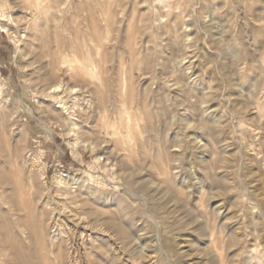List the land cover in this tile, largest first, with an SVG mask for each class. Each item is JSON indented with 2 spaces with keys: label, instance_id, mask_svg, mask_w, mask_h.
Wrapping results in <instances>:
<instances>
[{
  "label": "rangeland",
  "instance_id": "374dc122",
  "mask_svg": "<svg viewBox=\"0 0 264 264\" xmlns=\"http://www.w3.org/2000/svg\"><path fill=\"white\" fill-rule=\"evenodd\" d=\"M0 110V264H264V0H0Z\"/></svg>",
  "mask_w": 264,
  "mask_h": 264
},
{
  "label": "bare ground",
  "instance_id": "6f19581e",
  "mask_svg": "<svg viewBox=\"0 0 264 264\" xmlns=\"http://www.w3.org/2000/svg\"><path fill=\"white\" fill-rule=\"evenodd\" d=\"M26 2H28L29 4H31V5H34V6H38V0H26ZM89 3V2H88ZM103 8V7H102ZM34 9V8H33ZM100 9H101V7H100ZM106 9V8H105ZM100 11H102V10H100ZM92 12V11H91ZM107 14V13H106ZM99 15V14H98ZM104 15V14H103ZM95 16V15H94ZM101 16V15H100ZM105 17V16H104ZM104 17H103V19H104ZM93 20V19H92ZM100 21V20H99ZM114 21V20H113ZM104 22V21H103ZM108 23V22H107ZM103 26V25H102ZM93 27V26H92ZM110 28V27H109ZM130 28V27H129ZM107 30H108V28H107ZM108 32V31H107ZM100 33H102V32H100ZM105 34V33H104ZM99 35H101V34H99ZM111 35V34H110ZM136 35V34H135ZM103 36V35H102ZM104 37H106L105 35H104ZM133 37V36H132ZM130 38V37H129ZM135 38V37H134ZM101 39H103V38H101ZM136 40V39H135ZM108 41V40H107ZM134 41V40H133ZM57 43V42H56ZM85 44V43H84ZM101 44H103V43H101ZM84 46V45H83ZM134 46V45H133ZM50 47V46H49ZM94 47V46H93ZM129 47V46H128ZM131 48V47H130ZM98 49V48H97ZM97 51V50H96ZM98 52H96V54H97ZM132 53V52H131ZM86 55H87V52L85 53ZM96 54H95V56H96ZM123 55V54H122ZM46 56V55H45ZM72 56H74V55H72ZM88 56H90L88 59H90L91 58V54H90V51L88 52ZM94 57V56H93ZM92 57V58H93ZM120 57V56H119ZM63 58V57H62ZM74 58H76V57H74ZM104 58H105V56H104ZM135 58H136V56H135ZM83 60H86L85 58L83 59ZM82 60V61H83ZM126 60V59H125ZM61 61H62V59H61ZM72 61V60H71ZM70 61V62H71ZM75 61V60H74ZM94 60L92 59H90V60H88L87 61V63L88 64H83L84 62H81V63H76V65L75 64H73L74 66H72V67H77L76 68V71H77V73H78V75H80V76H82V77H93L94 76V70H95V65L97 66V64H95V62H93ZM122 61V60H121ZM127 61V60H126ZM76 62V61H75ZM74 62V63H75ZM80 62V61H79ZM103 62V61H102ZM139 62H141V61H139ZM144 62V61H143ZM63 64H69V58H65L64 57V59H63V62H62ZM95 65H94V64ZM124 63V62H123ZM127 63V62H126ZM62 64V65H63ZM66 66V65H65ZM67 66H70V68H71V64L70 65H67ZM64 67V66H63ZM72 69V68H71ZM97 69V68H96ZM125 70V69H124ZM96 71V70H95ZM124 72H122V74H123ZM124 75V74H123ZM95 78V77H94ZM103 79V78H102ZM111 81V80H110ZM124 82V81H123ZM133 88V87H132ZM61 89V85H59V84H57V85H55L54 87H53V92H57L58 90H60ZM130 89H131V87H130ZM119 90H121V89H119ZM133 90V89H132ZM124 91V90H123ZM130 92H131V90H129ZM129 91H128V93H129ZM119 93H120V91H119ZM121 95V94H120ZM137 96V95H136ZM121 97V96H120ZM133 98H134V95L132 94L131 95V101H133ZM121 99V98H120ZM100 100H101V102H102V95H101V97H100ZM130 100V99H129ZM107 103V102H106ZM117 103H119V101H117ZM134 103V102H133ZM141 103H143V102H141ZM101 104V103H100ZM120 104V103H119ZM116 104V105H118L117 106V111H118V113H119V120H111V119H107L106 118V115H108V112H107V109H106V107L103 105V112L104 113H102L103 114V118H101V120H103V123H102V127L105 129V131H106V134H108V135H111L112 136V138H122L123 140H127V141H129L130 143H132L133 141L135 142V137H138V138H140V140L142 139L141 137H142V127L140 126V119H138L137 117H136V113H138L137 112V108H136V106L138 105V104H136L134 107L136 108V112H132L131 110L133 109L132 107L130 108V106H129V108L128 107H126L125 106V102L122 104ZM131 105V104H130ZM116 107V106H115ZM139 109V108H138ZM1 111V110H0ZM114 112V111H113ZM0 114H2V112L0 113ZM139 114V113H138ZM116 115V114H115ZM2 117H4V114H2L1 115ZM6 116V115H5ZM114 116V115H113ZM2 120V119H1ZM4 120V119H3ZM3 120H2V122H3ZM151 121V120H150ZM149 121V122H150ZM154 121V120H153ZM152 122V121H151ZM4 123V122H3ZM4 124H2V126H3ZM1 126V128L3 129V127H5V126H3L2 127ZM155 126V125H154ZM153 126V127H154ZM153 127H151V128H153ZM103 130V129H102ZM4 131V130H3ZM151 131H152V129H151ZM110 133V134H109ZM108 135H106V136H108ZM109 137V136H108ZM111 138V137H110ZM122 142V141H121ZM126 146V145H125ZM144 146V145H143ZM145 148V147H144ZM144 150V149H143ZM159 158V157H158ZM159 162H161V160L159 161ZM172 185V184H171ZM170 185V186H171ZM167 188V187H166ZM163 191V190H162ZM80 220V219H79ZM56 222V221H55ZM42 224V223H41ZM3 225V224H2ZM107 225H108V223H107ZM42 226V225H41ZM118 228V227H117ZM34 229V228H33ZM41 229H42V227H41ZM124 229V228H123ZM43 230V229H42ZM212 230V229H211ZM107 233V232H106ZM126 233V232H125ZM43 234V233H42ZM7 235V234H6ZM44 235V234H43ZM211 236H212V234H211ZM36 237H40L39 236V234H36ZM213 237V236H212ZM43 238V237H42ZM39 240V244H41V239L39 238L38 239ZM37 244H38V242H37ZM39 246V245H38ZM41 249V248H40ZM51 252V251H50ZM40 253V252H39ZM56 257V256H55ZM58 257V256H57ZM70 258V257H69ZM58 260V259H57ZM62 263V262H61ZM34 264V263H33Z\"/></svg>",
  "mask_w": 264,
  "mask_h": 264
}]
</instances>
